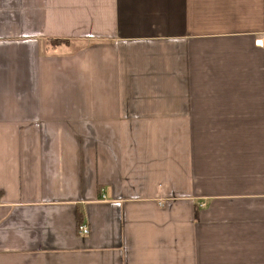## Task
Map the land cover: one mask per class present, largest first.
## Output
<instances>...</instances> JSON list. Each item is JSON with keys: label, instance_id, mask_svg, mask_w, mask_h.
I'll use <instances>...</instances> for the list:
<instances>
[{"label": "crops", "instance_id": "0c3cea01", "mask_svg": "<svg viewBox=\"0 0 264 264\" xmlns=\"http://www.w3.org/2000/svg\"><path fill=\"white\" fill-rule=\"evenodd\" d=\"M0 264H264V0H0Z\"/></svg>", "mask_w": 264, "mask_h": 264}, {"label": "built area", "instance_id": "2783aa9c", "mask_svg": "<svg viewBox=\"0 0 264 264\" xmlns=\"http://www.w3.org/2000/svg\"><path fill=\"white\" fill-rule=\"evenodd\" d=\"M256 46H258V47L263 46V40L261 39V40L257 41V42H256ZM89 232H90V231H89V228H88L86 225H81V226L79 227V233H80V234L86 236V235L89 234Z\"/></svg>", "mask_w": 264, "mask_h": 264}, {"label": "trees", "instance_id": "16d2710c", "mask_svg": "<svg viewBox=\"0 0 264 264\" xmlns=\"http://www.w3.org/2000/svg\"><path fill=\"white\" fill-rule=\"evenodd\" d=\"M68 42H64V41H60V40H57V41H51L48 43V45H51V48H56V47H59L63 44H67ZM50 47V46H49Z\"/></svg>", "mask_w": 264, "mask_h": 264}]
</instances>
